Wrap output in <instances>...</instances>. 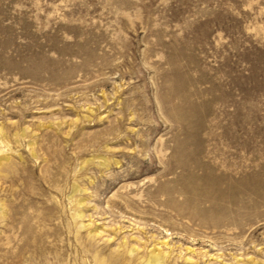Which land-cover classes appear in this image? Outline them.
Instances as JSON below:
<instances>
[{
	"label": "rangeland",
	"instance_id": "1",
	"mask_svg": "<svg viewBox=\"0 0 264 264\" xmlns=\"http://www.w3.org/2000/svg\"><path fill=\"white\" fill-rule=\"evenodd\" d=\"M0 264H264V0H0Z\"/></svg>",
	"mask_w": 264,
	"mask_h": 264
},
{
	"label": "bare ground",
	"instance_id": "2",
	"mask_svg": "<svg viewBox=\"0 0 264 264\" xmlns=\"http://www.w3.org/2000/svg\"><path fill=\"white\" fill-rule=\"evenodd\" d=\"M156 255H158V253ZM158 258H159V256L155 257V259H153V261L158 260Z\"/></svg>",
	"mask_w": 264,
	"mask_h": 264
}]
</instances>
